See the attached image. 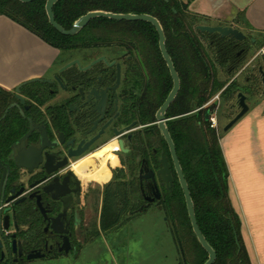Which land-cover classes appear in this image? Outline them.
<instances>
[{"label":"flooded vegetation","instance_id":"1","mask_svg":"<svg viewBox=\"0 0 264 264\" xmlns=\"http://www.w3.org/2000/svg\"><path fill=\"white\" fill-rule=\"evenodd\" d=\"M215 36L219 39L216 34ZM252 39L246 35L242 41L227 43L235 63L240 67L235 70L236 65H231L229 70H235L236 73L240 70L241 73L247 69L249 63L243 66V61L251 51V46L256 43ZM94 44L87 43V46L68 50H59L47 44L56 50V55L44 72L20 82L19 99L16 97V86L8 90L13 99L0 116V124L2 122L6 133L13 137L8 145L7 159L4 160L10 168L5 198L23 188L22 193L6 205L11 208L13 218L10 224L12 229L6 234L7 243L10 245L12 234H15L17 246L22 250V255L12 253L11 261L14 258L26 259L27 253L39 249L44 252L51 246L52 253L46 257L65 254L58 252L64 244L61 234H52L49 228L44 229L49 218L63 212L62 198L67 199V210L59 218L60 227L66 230L63 234L67 236L71 247L67 254L75 251L78 234L85 228L88 230L85 214L90 210V201L100 197L99 189L94 188L92 183H104L97 182L92 176L100 171L104 162L109 174L105 182L109 180L111 170L117 172L123 169L128 180L134 178L138 196L142 200L138 207L140 211L158 201L146 200V197L153 196L154 188L151 186L154 183L160 194L162 188H167V183L156 175V171L161 168V155L166 156L170 164L171 186L174 182L173 172L175 175L176 172L156 117L172 88H169V79L156 71L152 59L151 64L146 66L138 48ZM262 49L258 48L254 53H264ZM67 64L71 65L64 68ZM259 66L261 65L257 66L255 72L257 82L250 76H245V85L238 91L245 95L248 111L250 102L247 94H255L258 86L261 92L264 90ZM166 68L168 70L167 65ZM168 74L172 82L169 70ZM178 78L180 88L179 75ZM31 79L35 80L29 82ZM234 81L235 78L226 85ZM237 93L235 101L227 103V108L231 110L236 106L238 113L240 108ZM170 105L163 120L169 135L170 121L186 115L176 111L170 113ZM206 106L204 104L203 107ZM205 119H213L209 107L205 111ZM181 123L180 121V130L183 127ZM215 126L216 123L212 122L211 127ZM18 141L17 154L19 163L23 165L20 168L9 157L12 153L11 146ZM37 151L39 160L28 161L26 155L29 152L37 154ZM28 166L32 168L30 172ZM150 172L154 177L148 175ZM1 174L0 169V178ZM44 187L50 188V191L44 192ZM21 198L24 199L15 203ZM16 213L22 219L21 226L17 223ZM4 259L11 262L7 253Z\"/></svg>","mask_w":264,"mask_h":264},{"label":"trees","instance_id":"2","mask_svg":"<svg viewBox=\"0 0 264 264\" xmlns=\"http://www.w3.org/2000/svg\"><path fill=\"white\" fill-rule=\"evenodd\" d=\"M45 3L46 0H33L28 3L0 0V15L59 50L84 47L87 43H95L97 46L118 45L127 49L138 48L145 65L148 66L152 59L156 71L169 79V88L172 86L158 47V35L151 23L97 17L90 20L78 34L68 36L59 33L50 25ZM188 5L189 1L181 0H58L53 6V13L56 22L65 29L71 28L81 15L93 10L146 13L160 22L165 35L166 50L180 77V88L169 111L186 113L184 117L170 121V136L188 184L197 223L207 242L216 252V259L212 264H252L240 233V219L228 199V170L219 136L209 125V120L205 119V111L208 108L203 107L217 93L228 103L242 90L236 81L226 85L227 80L220 76V73L225 77L235 74L239 64L235 63L229 50L230 45L225 39L219 37L217 39L215 34H207L196 29L200 17L191 13ZM88 34L94 36L85 37ZM231 65H236L234 67L237 68L229 70ZM252 80L257 82L255 76ZM12 99V93L0 87V116ZM12 140L13 137L6 133L1 122L2 160L7 159L8 145ZM114 173L118 180L125 175L123 169ZM173 175L174 182L171 188H162L161 198L156 203L165 207L171 219H178L175 234L183 250L184 263L203 264L207 260V252L192 231L183 192L174 172ZM116 179L108 186L115 185L110 197L118 199L119 213L115 214L112 209L104 211L102 215L104 229L116 223L120 214L129 209L132 211L133 207L138 209L140 201L142 202L134 178L128 181ZM16 220L21 226L23 222L18 213ZM33 226L31 225V228L35 229ZM29 261L18 259L8 262L4 259L0 264H27Z\"/></svg>","mask_w":264,"mask_h":264},{"label":"crops","instance_id":"3","mask_svg":"<svg viewBox=\"0 0 264 264\" xmlns=\"http://www.w3.org/2000/svg\"><path fill=\"white\" fill-rule=\"evenodd\" d=\"M181 1H189L199 24L232 25L253 38L259 50L264 48V0ZM55 55V49L0 15V87L11 90L42 74ZM257 57L264 72V53H254L250 60ZM257 99L219 135V143L228 170L227 195L240 219L244 245L252 264H264V92Z\"/></svg>","mask_w":264,"mask_h":264},{"label":"rangeland","instance_id":"4","mask_svg":"<svg viewBox=\"0 0 264 264\" xmlns=\"http://www.w3.org/2000/svg\"><path fill=\"white\" fill-rule=\"evenodd\" d=\"M257 49L258 46L254 44L247 53L243 61V66L249 63L246 70L238 76L233 74L225 77L220 73L221 78L227 82L235 78L237 84L242 86L245 85V76H250L251 79L256 77V68L261 63V58L257 57L253 61L250 59ZM260 94L261 89L258 86L255 94H247L249 95L247 100L251 104L256 103ZM234 101L235 98L230 102ZM214 103V108H210ZM206 104L205 108H210L213 118V121L209 120V125L211 126L212 122L216 123L214 129L219 136L224 133L223 126L237 113V108L234 106L229 110L227 108L229 102L227 104L219 93L210 98ZM115 174L111 170L107 182L92 183L94 188L99 189L97 190L100 192V197L90 201V210L85 214L88 230L85 228L78 234L75 251L66 255L52 254L49 257L32 259L27 264H185L183 250L175 234L178 219H171L162 204L155 203L141 211L133 207L132 211L129 209L120 214L117 222L112 226L105 229L102 227L104 211L112 209L116 214L119 208L118 199L110 197L115 185L108 186L116 179ZM121 177L120 181H128L127 176ZM11 229L12 226L9 230Z\"/></svg>","mask_w":264,"mask_h":264},{"label":"water","instance_id":"5","mask_svg":"<svg viewBox=\"0 0 264 264\" xmlns=\"http://www.w3.org/2000/svg\"><path fill=\"white\" fill-rule=\"evenodd\" d=\"M23 3H28L33 0H18ZM58 0H46L45 3V12L48 18V22L50 25L59 33L64 34V35H74L79 30L84 27L85 25L88 24V22L94 18L97 17H104V18H109V19H114V20H125V21H146L151 23L158 35V47L161 52L162 58L164 59L168 70L170 72L171 78H172V88L166 97L164 103L161 105L157 112V119L159 121V127L162 130V133L165 137V140L168 144L169 151L171 154V159L173 162V166L181 187V190L183 192L184 200H185V205L187 209V214L188 218L190 220V224L192 227V231L195 234L198 242L200 243L201 247L207 252V260L203 264H212L215 259H216V252L214 249L210 246V244L207 242L206 238L202 234L200 227L197 223L195 212H194V205L193 201L190 195V191L188 188L187 181L184 177L183 171L180 167L179 160L177 157L176 149L174 146V143L164 125V114L166 110L168 109L169 105L173 102L174 98L176 97L178 90H179V78L178 74L174 68L173 62L166 50L165 47V35L164 31L162 29V26L160 22L152 15L142 13V14H134V13H114L110 11H102V10H93L89 11L84 15H81L77 20L74 21L72 24L71 28L65 29L63 28L59 23L56 22L54 18V13H53V6ZM196 29L199 30L200 32H205L207 34H216L219 38L225 39L227 42L231 41H242L246 38V35L239 30L238 28L232 26V25H222V24H216V25H208V24H198L196 25ZM254 41V39H252ZM71 64H67L64 66V68L70 66ZM62 68V69H64ZM258 71L261 75L262 83L264 85V72L262 70V67H258ZM35 79L29 80V82L34 81ZM21 86V83L18 84L15 87V92H16V97L19 99V87ZM264 92V90H263ZM237 98H238V107L240 108L239 112L231 118L223 127L224 131H227L234 123H236L247 111H248V105L245 102V95L242 92L237 93ZM19 147V141L14 143L11 146L12 153L10 154V158L14 159L16 167L20 168L23 167L21 163H19L20 158L17 154V148ZM124 150V149H123ZM126 151V150H124ZM37 155V156H36ZM26 158H28V161H33L35 162L36 160H39V151H37V154L35 152H29V155H26ZM37 158V159H36ZM160 163H161V168L156 171V175L161 178L162 181L167 183V188H171V183H172V176L170 172V164L168 163V160L166 156L161 155L160 158ZM26 167V166H24ZM0 169L2 170L1 178H0V207H3L0 209V261L4 260L6 253L8 254V259L11 261L12 253L18 252L19 255H22V250L19 246H17V240L15 239V234H12L13 240L11 241L10 245L7 243L6 239V234L10 228V224L13 221L12 218V211L9 206H6L10 202L13 201V199L17 196H19L23 188L18 190L13 196H9L5 198V187L7 184L8 180V175H9V166L4 163V160L0 158ZM32 170L31 167L28 166V171L30 172ZM151 177H154V174L150 172L148 174ZM35 185L32 184L31 187ZM151 187L154 188L153 191V196L152 197H146V200L148 202H153L155 200H159L161 197L160 191L157 187V185L154 183ZM50 188L44 187V192H49ZM24 198H21L19 200H16L15 203L22 201ZM61 201L64 204V209L63 212L58 214L56 217L49 218V223L47 226H45V230L49 228L50 232L52 234L54 233H59L64 239V244L58 249L59 253H65L67 254L70 251V244L68 241V238L66 235L63 233L66 232V230L62 229L60 227V221L59 218L63 217L66 210H67V199L62 198ZM38 205H40V202H37ZM41 206V205H40ZM52 246L46 249L44 252H42V249L32 251L26 254V260H32V259H37V258H44L52 253ZM6 251V252H5ZM14 261L17 259L14 258Z\"/></svg>","mask_w":264,"mask_h":264},{"label":"bare ground","instance_id":"6","mask_svg":"<svg viewBox=\"0 0 264 264\" xmlns=\"http://www.w3.org/2000/svg\"><path fill=\"white\" fill-rule=\"evenodd\" d=\"M107 169H106V167H105V162L101 165V167H100V171L96 174V175H94V176H92L97 182H105L107 179H108V177H109V174H108V172L106 171Z\"/></svg>","mask_w":264,"mask_h":264},{"label":"built area","instance_id":"7","mask_svg":"<svg viewBox=\"0 0 264 264\" xmlns=\"http://www.w3.org/2000/svg\"><path fill=\"white\" fill-rule=\"evenodd\" d=\"M262 51L264 52V48L262 49ZM212 121H213V119H212ZM214 123V122H213ZM3 207H0V209H2Z\"/></svg>","mask_w":264,"mask_h":264}]
</instances>
